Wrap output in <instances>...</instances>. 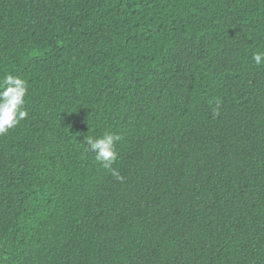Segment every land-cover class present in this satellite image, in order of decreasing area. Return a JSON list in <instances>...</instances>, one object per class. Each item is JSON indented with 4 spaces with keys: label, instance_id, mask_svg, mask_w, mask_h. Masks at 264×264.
<instances>
[{
    "label": "trees",
    "instance_id": "16d2710c",
    "mask_svg": "<svg viewBox=\"0 0 264 264\" xmlns=\"http://www.w3.org/2000/svg\"><path fill=\"white\" fill-rule=\"evenodd\" d=\"M260 50L264 0H0V264H264Z\"/></svg>",
    "mask_w": 264,
    "mask_h": 264
},
{
    "label": "clouds",
    "instance_id": "9594fccd",
    "mask_svg": "<svg viewBox=\"0 0 264 264\" xmlns=\"http://www.w3.org/2000/svg\"><path fill=\"white\" fill-rule=\"evenodd\" d=\"M251 59L257 66H264V50L253 52ZM28 86L26 80L11 73L0 78V135L15 128L28 116L24 105ZM213 115H219V102ZM122 139L118 133L105 131L101 136L85 137V150L94 154L95 161L111 172L118 180H123L112 165L118 158L116 144Z\"/></svg>",
    "mask_w": 264,
    "mask_h": 264
}]
</instances>
